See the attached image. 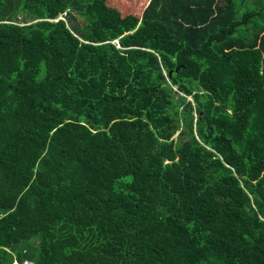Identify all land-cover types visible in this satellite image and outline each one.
<instances>
[{"label":"trees","instance_id":"16d2710c","mask_svg":"<svg viewBox=\"0 0 264 264\" xmlns=\"http://www.w3.org/2000/svg\"><path fill=\"white\" fill-rule=\"evenodd\" d=\"M25 260L264 264V0H0V264Z\"/></svg>","mask_w":264,"mask_h":264},{"label":"clouds","instance_id":"9594fccd","mask_svg":"<svg viewBox=\"0 0 264 264\" xmlns=\"http://www.w3.org/2000/svg\"><path fill=\"white\" fill-rule=\"evenodd\" d=\"M116 42H118V40H116ZM27 261L29 262V264H33L31 261L29 260H25L23 264H27Z\"/></svg>","mask_w":264,"mask_h":264},{"label":"rangeland","instance_id":"374dc122","mask_svg":"<svg viewBox=\"0 0 264 264\" xmlns=\"http://www.w3.org/2000/svg\"><path fill=\"white\" fill-rule=\"evenodd\" d=\"M142 1H143V0H142ZM136 6H137V4H136ZM61 17H63V18H64V15H63V16H61ZM175 136H177V134H176Z\"/></svg>","mask_w":264,"mask_h":264},{"label":"built area","instance_id":"2783aa9c","mask_svg":"<svg viewBox=\"0 0 264 264\" xmlns=\"http://www.w3.org/2000/svg\"><path fill=\"white\" fill-rule=\"evenodd\" d=\"M27 264H29V262L27 261Z\"/></svg>","mask_w":264,"mask_h":264}]
</instances>
